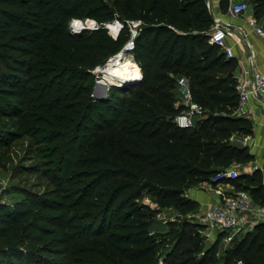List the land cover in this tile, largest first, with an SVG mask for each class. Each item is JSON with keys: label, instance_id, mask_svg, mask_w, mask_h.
I'll return each instance as SVG.
<instances>
[{"label": "trees", "instance_id": "16d2710c", "mask_svg": "<svg viewBox=\"0 0 264 264\" xmlns=\"http://www.w3.org/2000/svg\"><path fill=\"white\" fill-rule=\"evenodd\" d=\"M103 1L0 0V102L16 110L37 99L36 121L63 133L53 141H65L56 149L60 178L53 188L0 206L1 263L159 264L150 236L154 223L138 202L143 192L160 206L194 212L198 203L186 198L187 189L254 159L231 141L251 136L253 127L235 115L237 62L209 42L207 0ZM219 6L226 13L228 0ZM250 6L264 21V0ZM85 19L141 21L133 56L142 77L135 86L91 98L92 70L119 52L130 32L124 26L116 39L103 29L73 36L71 21ZM180 77L204 110L193 128L174 122ZM110 129L112 145L98 137ZM261 183L258 170L232 182L264 207ZM187 226L181 223L163 264H264V222L234 239L221 263L215 246L205 250L197 241L190 247Z\"/></svg>", "mask_w": 264, "mask_h": 264}, {"label": "rangeland", "instance_id": "374dc122", "mask_svg": "<svg viewBox=\"0 0 264 264\" xmlns=\"http://www.w3.org/2000/svg\"><path fill=\"white\" fill-rule=\"evenodd\" d=\"M237 1L248 2L249 5L253 2V0ZM103 2H105V4L109 3L108 0H104ZM88 20L93 19L80 21L87 24L86 21ZM115 21L119 20H114L111 23ZM127 21H125L124 24ZM119 22L123 23L121 21ZM111 23L108 24L110 25ZM88 24H90V22H88ZM97 30L98 29H84L83 31ZM103 30L113 38L108 31L105 29ZM69 31H72V27H69ZM83 31H80V33ZM134 61L137 66L138 63L135 59ZM114 62L115 61H113V63ZM106 63L108 64L109 62L106 61L104 65L92 70L93 79L89 80L86 84L92 88L91 98L95 101L107 98L110 88L116 87L115 84L120 83L109 74L108 70H106ZM123 63L124 60H121L120 63L116 65L114 71H120L122 66H124ZM126 86L135 85L128 84ZM32 100L31 102H27L25 107H20L16 110H10L5 106V103L2 104L0 102V206L3 208H11L15 203L27 197L42 194L50 190L53 188L54 184H56L58 178H60L58 173L59 152L56 149L63 150L62 145L65 141L61 139L53 141V138H58V136L63 135V133H60L56 127L48 123L45 129L42 125L38 124L36 118L39 115H37V110H35V105H33L37 99L33 98ZM81 107L82 108L76 111L78 117L72 124L80 120L84 106ZM114 131L115 129L101 131L98 137L103 140L105 138L109 139L110 145H112L115 140L108 137V135L110 133H115ZM54 132L56 134H54ZM99 142L98 140L97 143L99 144ZM56 151L57 153L55 154ZM228 184H230L229 180H225L219 184H211V180H209L201 183L199 186L187 189L185 191V196L189 198L187 195L189 191L191 189H199L201 186L200 190H216L222 194L225 190H228ZM138 202L146 206L149 213L148 217L152 219L154 223V228L150 236L155 242V252H157L159 264H163L167 253L174 245L179 232H181V223L188 225L185 227L184 232L188 234L187 238H189L191 242L190 247L192 248L197 241L205 250L215 246L214 256L218 263L222 262L226 250L232 245L220 239L217 232L212 227L201 221L204 211L201 210L199 205L194 212L184 213L173 206L158 205L154 197L147 192H143ZM194 224H198L201 227L196 229ZM83 258L88 261L87 258L89 257L84 256ZM24 263L25 260L22 261V264ZM0 264L6 263L2 261Z\"/></svg>", "mask_w": 264, "mask_h": 264}, {"label": "built area", "instance_id": "2783aa9c", "mask_svg": "<svg viewBox=\"0 0 264 264\" xmlns=\"http://www.w3.org/2000/svg\"><path fill=\"white\" fill-rule=\"evenodd\" d=\"M250 10L251 6L248 2L228 0L226 14L233 19H239ZM210 13L213 18V24L209 32V42L220 48L224 52L226 58L235 59L233 47L227 44V40L231 35L229 30L230 24H226L222 20V16H215L211 10ZM75 22L84 25L80 20H73L69 27L71 28ZM86 22L87 24L84 26V29H105L115 39L118 37L124 26H127L130 32L129 39L122 46L121 50L114 56L110 57L107 62H110L113 58L119 57L121 59L125 56H128L134 61V40L137 37L139 28L142 24L140 20L127 21L125 24L115 21V23H119L120 25L116 34L111 33L108 23L100 25L94 20H88ZM88 22H90V24H88ZM236 31L237 35L243 40H247L246 38L250 33H254L258 37L264 39V21L258 22L254 16H252L251 19L247 20V29L239 27ZM247 47L251 48V45L248 42ZM141 77L142 73L136 83L141 80ZM236 81L238 101L235 115L237 117L248 118L249 104L251 101L257 100L258 102H264V71L251 66L250 69H244L240 75L236 76ZM122 85L125 84L121 82L115 84L116 87ZM176 91L179 96L175 107H180L181 111L175 117L174 122L179 128H193L195 121L203 117L204 110L193 99L190 83L185 77L177 79ZM248 139L249 136L243 137V141L245 142ZM237 176L238 173L235 170L227 169L218 172L210 180L211 184H219L228 179H235ZM201 221L212 227L217 232L218 236L219 234H223L224 242L231 243L237 237L252 231L257 224L264 222V207L255 204L249 192L242 189L233 190L228 193L222 201L208 206L202 214ZM238 264L242 263L238 262Z\"/></svg>", "mask_w": 264, "mask_h": 264}, {"label": "crops", "instance_id": "0c3cea01", "mask_svg": "<svg viewBox=\"0 0 264 264\" xmlns=\"http://www.w3.org/2000/svg\"><path fill=\"white\" fill-rule=\"evenodd\" d=\"M207 3L215 16H222V20L226 24H230L231 35L227 40V44L233 47L235 53L237 62L235 76L240 75L244 69H250L251 66L264 71V39L254 33H250L246 38L247 40H243L236 33L239 27L247 29V20L253 16L252 10L247 12L242 18L233 19L221 11L220 0H207ZM247 42L251 45V48L247 47ZM248 119L252 122L253 127V133L249 136V139L245 142L243 137L233 136L231 141L240 147H247L254 158L253 161L247 164H233L228 168L235 170L238 176L235 179H228L230 182L228 190H225L222 194L216 190H200L202 186L198 187L199 189H191L187 195L189 199L198 203L201 210L204 211L211 204L222 201L228 193L236 190L232 184L233 181L240 176H251L256 170L260 172L264 193V102L251 101Z\"/></svg>", "mask_w": 264, "mask_h": 264}, {"label": "bare ground", "instance_id": "6f19581e", "mask_svg": "<svg viewBox=\"0 0 264 264\" xmlns=\"http://www.w3.org/2000/svg\"><path fill=\"white\" fill-rule=\"evenodd\" d=\"M84 24V23H83ZM86 24L82 25L78 22L73 23L72 29L75 32H78L81 28H84ZM119 23H111L109 25V29L112 33L116 34L119 30ZM121 60H124V66L120 69V71H114L116 68V65L120 63ZM113 61H115L113 63ZM111 62V63H110ZM107 65L106 70H108L109 74L112 75L114 78H116L117 82H121L123 84H134L139 80V76L141 74V71L136 66L134 61H132L128 56H125L124 58H113Z\"/></svg>", "mask_w": 264, "mask_h": 264}, {"label": "water", "instance_id": "95a60500", "mask_svg": "<svg viewBox=\"0 0 264 264\" xmlns=\"http://www.w3.org/2000/svg\"><path fill=\"white\" fill-rule=\"evenodd\" d=\"M84 30V28H81L78 32H75V31H73V29H72V31L70 32L73 36H75V35H78L79 33H80V31H83Z\"/></svg>", "mask_w": 264, "mask_h": 264}]
</instances>
